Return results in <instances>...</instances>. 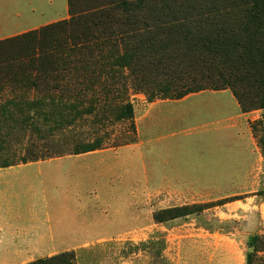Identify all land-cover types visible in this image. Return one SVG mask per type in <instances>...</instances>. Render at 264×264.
I'll return each mask as SVG.
<instances>
[{"label":"rangeland","instance_id":"374dc122","mask_svg":"<svg viewBox=\"0 0 264 264\" xmlns=\"http://www.w3.org/2000/svg\"><path fill=\"white\" fill-rule=\"evenodd\" d=\"M93 1L108 5L115 27L131 31L110 53V93H0V166L31 155L52 160L40 169L51 175L47 204L80 210L75 238L89 240L59 253H73L75 264H264V109L243 113L230 89L206 82L179 100L155 92L187 84L161 74L169 57L183 56L186 67L202 56L161 24L166 1L190 0H74L72 9ZM134 17L141 21L133 26ZM69 18L68 0H0V41ZM171 18L177 24L181 16ZM183 26L191 45L210 30L207 22ZM28 171L37 173L16 172Z\"/></svg>","mask_w":264,"mask_h":264},{"label":"trees","instance_id":"16d2710c","mask_svg":"<svg viewBox=\"0 0 264 264\" xmlns=\"http://www.w3.org/2000/svg\"><path fill=\"white\" fill-rule=\"evenodd\" d=\"M73 1L68 0L69 20L0 41V93L42 89L76 98L110 93V53L131 38L127 35L131 31L123 30V23H119L121 29L112 24L107 4L93 1L75 12ZM120 6L124 10L128 7ZM161 10L168 12L161 24L168 23L170 31L182 33L185 45L198 49L202 56L186 67L181 66L183 56L169 57L171 68L163 66L161 74L187 84L178 91L155 92L164 94L163 98L179 100L205 90L198 84L206 82L213 91L230 89L243 113L264 109V0L166 1ZM222 11L224 17L215 16ZM239 11L244 13L243 18L228 16ZM171 15L181 16L177 24L171 23ZM132 21L134 26L141 20L134 17ZM185 22L209 24L204 43L198 46L186 42L190 34L183 26ZM125 113L132 116L131 104L125 106ZM41 160L31 155L20 164ZM10 166L14 165L3 164L0 169ZM258 244L260 239L253 237L250 246ZM29 264H75V257L73 253H62Z\"/></svg>","mask_w":264,"mask_h":264},{"label":"crops","instance_id":"0c3cea01","mask_svg":"<svg viewBox=\"0 0 264 264\" xmlns=\"http://www.w3.org/2000/svg\"><path fill=\"white\" fill-rule=\"evenodd\" d=\"M71 157L77 159L84 156ZM46 161L52 160L0 169V260L43 259L64 252L67 247L89 243L88 238H75L82 229L73 223L76 218L73 215L80 210L72 212L71 206L66 204L53 209L47 204L46 193L51 189L47 181L51 175L40 171ZM33 168L37 170L36 174L16 172ZM23 199L30 203L21 204ZM63 212L72 217V223L62 220L60 213ZM106 240L98 239L97 242Z\"/></svg>","mask_w":264,"mask_h":264}]
</instances>
